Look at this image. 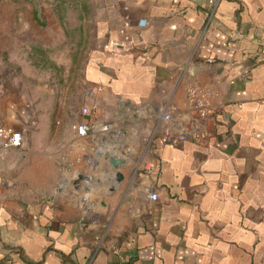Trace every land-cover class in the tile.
Returning a JSON list of instances; mask_svg holds the SVG:
<instances>
[{
  "label": "crops",
  "instance_id": "0c3cea01",
  "mask_svg": "<svg viewBox=\"0 0 264 264\" xmlns=\"http://www.w3.org/2000/svg\"><path fill=\"white\" fill-rule=\"evenodd\" d=\"M28 5L4 3L3 33L25 35ZM78 7L77 110L45 101L41 83L33 94L0 76V125L21 135L0 159V264H264V0ZM191 87L209 105L194 115L204 136L163 141L159 109L189 123ZM107 136L125 158L113 192L98 147ZM78 174L91 184L74 185Z\"/></svg>",
  "mask_w": 264,
  "mask_h": 264
},
{
  "label": "rangeland",
  "instance_id": "374dc122",
  "mask_svg": "<svg viewBox=\"0 0 264 264\" xmlns=\"http://www.w3.org/2000/svg\"><path fill=\"white\" fill-rule=\"evenodd\" d=\"M9 1L0 0V76L33 94L41 83L45 101L67 112L77 110L85 93V26L78 10L82 0H26L28 24L22 38L19 28L8 35L3 33L5 23L11 22L4 6ZM17 12L23 14L24 10ZM34 18H38L37 23Z\"/></svg>",
  "mask_w": 264,
  "mask_h": 264
},
{
  "label": "built area",
  "instance_id": "2783aa9c",
  "mask_svg": "<svg viewBox=\"0 0 264 264\" xmlns=\"http://www.w3.org/2000/svg\"><path fill=\"white\" fill-rule=\"evenodd\" d=\"M218 0H209L211 4H215ZM208 59V62H212ZM204 91L200 87H191L187 91V103L189 123H185L180 114H173L171 107H163L159 109V122L162 124L163 141L176 143L184 139H199L204 136L200 131L198 124L194 120V115L204 117L209 110V105L205 101ZM77 134L84 135L87 132V127L83 124L77 126ZM21 146V135L19 132L0 125V159H3L10 151ZM148 198L156 199V194L153 191H148Z\"/></svg>",
  "mask_w": 264,
  "mask_h": 264
},
{
  "label": "water",
  "instance_id": "95a60500",
  "mask_svg": "<svg viewBox=\"0 0 264 264\" xmlns=\"http://www.w3.org/2000/svg\"><path fill=\"white\" fill-rule=\"evenodd\" d=\"M133 111V114L130 116L133 120H139L141 117L140 114L137 112L135 108L131 109ZM110 139L109 136L102 139L98 143L99 148H105L108 147V150L103 153L104 157L108 160L111 168L114 170V172H108L107 173V179L113 181V184L109 186L108 190L110 192H113L115 190V187L121 182L123 176L122 174L117 170L119 168V165L123 164L125 162V158L122 156H117V150H118V142L114 141L113 138L110 139L109 142L106 140ZM80 181L85 182L86 184H91L92 178L90 176H85L82 174H78L75 177V180L73 181L74 185H77ZM96 182H99L98 179H96ZM85 191H89V188H84Z\"/></svg>",
  "mask_w": 264,
  "mask_h": 264
}]
</instances>
